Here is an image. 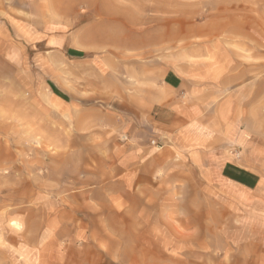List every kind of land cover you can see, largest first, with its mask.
Instances as JSON below:
<instances>
[{"label":"rangeland","instance_id":"1","mask_svg":"<svg viewBox=\"0 0 264 264\" xmlns=\"http://www.w3.org/2000/svg\"><path fill=\"white\" fill-rule=\"evenodd\" d=\"M51 22L74 49L22 35ZM128 157L152 177L126 211L60 214ZM84 224L92 253H68ZM108 245L264 264V0H0V264H110Z\"/></svg>","mask_w":264,"mask_h":264},{"label":"crops","instance_id":"2","mask_svg":"<svg viewBox=\"0 0 264 264\" xmlns=\"http://www.w3.org/2000/svg\"><path fill=\"white\" fill-rule=\"evenodd\" d=\"M57 4V3H56ZM55 6V5H54ZM81 19L88 21L90 18L87 17L86 15L82 14L81 15ZM22 25V35L28 39V41L34 45H40L43 44L44 47L47 50L50 51H54L56 53H60L62 51H65V49H70L73 48L72 45H70V43L68 42V37H67V27H65L64 25H60L57 23H47L43 26H36V27H30V26H26L23 24ZM17 27H19L17 25ZM68 42V43H67ZM94 42V41H93ZM81 43L85 44L86 41L85 39H81ZM95 43V42H94ZM74 49V48H73ZM172 78V77H171ZM170 78V79H171ZM171 84V81H169ZM169 87L166 88H170L173 89V85L175 84L172 82V84ZM156 105H158L157 103L155 105H153V109L156 107ZM152 109V108H150ZM152 109V110H153ZM127 154V153H125ZM128 155V154H127ZM134 155V154H131ZM130 157H128L127 159H125V166H124V177H122V179L119 180L118 182V187L117 190L115 192H113L112 194H105V190L110 189V187L112 188V186L109 187V185L103 184L101 186V188H96L95 191L88 192H80L78 195H73L71 196L72 202L75 200L81 201L82 204L79 205V207H75L76 209H68L66 207H62L60 209V214L64 216L65 219H73L76 217V212H78V210L85 212L84 214H86L85 216L87 217V215L89 216V211L91 210L92 207V196L96 198L94 200L95 202V214L100 213L101 215L107 213L108 215L114 214L115 216L121 215L123 209L126 211V208L128 206L132 205V200L138 199V197L136 196V191L137 190H141V191H148V184L151 183V177H152V171H150L149 168L146 167H134V165L132 164V162H129ZM257 158L252 155L250 153V171L255 174V166L258 163V160H256ZM257 176V174H255ZM260 182L257 183V186ZM89 196V198H88ZM91 196V197H90ZM140 198V197H139ZM142 202V201H140ZM98 208V209H97ZM14 215V214H13ZM12 215V216H13ZM99 215V214H98ZM90 219L91 216L89 217ZM73 221H75V219H73ZM9 220H7V224H8ZM79 222H83L84 221H79ZM17 226V224H16ZM89 225L88 224H84L82 225V229L84 231V233L81 234V239L83 241H88L91 242V238H92V227L90 230V233L88 234L89 231ZM7 244L10 245L9 243V238L12 237V235H14L13 229L11 227H9V225H7ZM11 232L12 235L9 233ZM78 236H80L79 232L76 233V235H74V237H72L71 239L69 238V244H72V246L68 249V253L70 254H80L83 257L86 256L87 254H91L92 253V249L94 248L92 242L89 244H85V246L79 250L78 248H76V239H78ZM127 247L126 246H117L114 245L112 247H109V245L107 246V249L104 252L99 251V253L101 255H105L108 258V261L110 264H143V260L140 257L138 259V257L135 256H128L127 255ZM84 262H86V259H84Z\"/></svg>","mask_w":264,"mask_h":264}]
</instances>
